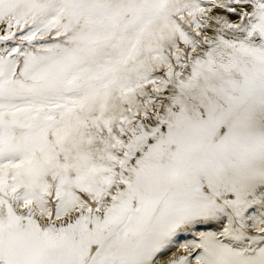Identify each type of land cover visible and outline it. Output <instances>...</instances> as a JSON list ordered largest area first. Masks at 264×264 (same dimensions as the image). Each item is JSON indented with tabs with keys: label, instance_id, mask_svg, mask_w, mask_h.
<instances>
[{
	"label": "snow or ice",
	"instance_id": "snow-or-ice-1",
	"mask_svg": "<svg viewBox=\"0 0 264 264\" xmlns=\"http://www.w3.org/2000/svg\"><path fill=\"white\" fill-rule=\"evenodd\" d=\"M0 264H264V0H0Z\"/></svg>",
	"mask_w": 264,
	"mask_h": 264
}]
</instances>
